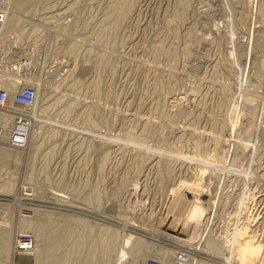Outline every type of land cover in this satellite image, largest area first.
<instances>
[{
	"label": "rangeland",
	"instance_id": "1",
	"mask_svg": "<svg viewBox=\"0 0 264 264\" xmlns=\"http://www.w3.org/2000/svg\"><path fill=\"white\" fill-rule=\"evenodd\" d=\"M38 3L0 61L45 88L0 163V264H258L237 248L264 245V0ZM194 184L207 208L180 242L161 220ZM28 234L38 259L14 252Z\"/></svg>",
	"mask_w": 264,
	"mask_h": 264
},
{
	"label": "bare ground",
	"instance_id": "2",
	"mask_svg": "<svg viewBox=\"0 0 264 264\" xmlns=\"http://www.w3.org/2000/svg\"><path fill=\"white\" fill-rule=\"evenodd\" d=\"M38 1H41V0H7L6 1V7H5V24L2 28V31H1V34H0V61L2 60H7L11 62V60L15 59L18 54H17V50L14 51L13 50V47H15L14 45H19V44H16L17 42L19 43V37L20 35L22 34V31L23 29L25 28H22V30L20 31L21 28L18 27V24L20 23V21L23 23V22H29L30 21H33L32 18L28 17V16H18L17 13H25L26 15L28 14V11L30 10V8L32 9L33 8V12H35L34 10V6L36 4H39ZM46 1V0H45ZM41 4V3H40ZM38 6V5H37ZM38 10V9H37ZM36 10V11H37ZM27 12V13H26ZM24 14V15H25ZM29 14H30V11H29ZM33 14V13H32ZM35 14V13H34ZM37 14V13H36ZM32 23V22H31ZM23 25V24H22ZM27 25V23H26ZM28 26V25H27ZM22 40V38H21ZM18 48V47H17ZM20 48V47H19ZM17 54V55H16ZM13 63V61H12ZM3 65V64H2ZM12 65V64H11ZM6 70V69H5ZM13 75V74H12ZM4 75L0 72V88L4 89L10 96V98L13 96V93L17 92L19 89H21L22 87H24L25 85L27 86L28 85H32L34 88H35V92H36V96H35V100H34V104L33 106L29 109V113H34V108L37 106V105H41L39 103H41V99L43 98L42 96L44 95V92H45V88L43 87V84L38 80V78H26L25 81H18L17 79H13V80H10V79H7V80H3L2 77ZM30 85V86H31ZM45 85V84H44ZM61 85V84H60ZM55 87V86H54ZM57 89V88H56ZM65 91V90H64ZM55 92V91H54ZM9 106V105H8ZM12 108H15L16 110L20 111V113L24 112L21 108L15 106V105H11ZM41 108V107H40ZM37 109H35V112H36ZM23 114V113H22ZM32 116V115H31ZM35 117V116H33ZM0 118L2 120H4L5 122V131H4V134H3V143L6 145V146H3V145H0V163H3L4 160H6L7 157H9L10 155H16L18 152L16 150H21V149H17V148H14L12 146H9L7 143L10 141V138H11V122L10 120L12 119V117L10 115H8L7 113H4V112H1L0 113ZM23 128V126H21ZM28 137H29V134H28ZM15 149L12 150V149ZM6 157V158H5ZM182 184V183H181ZM8 185V184H7ZM183 185L185 186V184L183 183ZM183 185H181V188L183 187ZM192 188V190H194V192L191 190L188 189ZM2 188V189H1ZM0 188V192L1 190L4 192H9L11 191V187H8L6 188L5 186L4 187H1ZM5 188V189H4ZM11 188V189H10ZM190 192H188L189 194H187L186 196L184 195H179L177 194V192L175 191V193H173L172 196H174L173 198V203H172V215L174 213V216L172 217H168V220L166 218L165 219H162L161 222H162V225L165 227V231H168V232H172V234H175V235H168L169 237H171L172 239H175V240H178L180 242H186V240H182V238L180 239L179 235H183L182 234V230L184 228V225L186 227V225L188 227H190L191 225H188V224H191L192 223V234H195L196 231L199 229H196L197 227H199V224L203 218V215L204 213L206 212V208L203 207L202 203L200 202V197L199 195L201 196V189H200V184H194V185H187V188ZM14 190V189H13ZM28 190V189H27ZM183 190V188H182ZM187 190V191H188ZM32 191V190H30ZM25 192V190L23 191ZM31 192L29 193H24L23 196H30L32 194H30ZM176 194V195H175ZM203 194V193H202ZM216 195V194H215ZM24 198V197H23ZM17 201L19 200V198H16ZM16 201V200H15ZM208 206V205H207ZM209 208H211L209 206ZM214 209V208H213ZM170 210V209H169ZM166 211L168 212V209H166ZM170 211V212H171ZM242 211V210H241ZM6 212V211H5ZM165 213V212H164ZM181 214V215H180ZM184 216H183V215ZM177 215V217H176ZM178 215H180L182 218L185 217L186 218V221L185 223L181 226L179 223H178V220L176 218H178ZM214 215V214H213ZM179 216V217H180ZM164 218V217H162ZM209 218V217H207ZM64 221V220H63ZM67 221V219H66ZM76 221V220H75ZM27 223V222H26ZM66 223V222H65ZM206 223V221H205ZM25 224V223H24ZM39 224V223H38ZM204 224V223H203ZM207 224V223H206ZM26 226H29L30 224H25ZM24 225V226H25ZM44 225V224H43ZM76 225V224H75ZM159 225V224H157ZM177 225V228H175L173 230V227ZM1 226V225H0ZM61 226H62V223H61ZM202 226V225H201ZM47 227V226H46ZM206 227V226H205ZM208 227V226H207ZM36 228V227H35ZM34 228V229H35ZM65 228V227H64ZM33 229V231H35ZM41 229V228H39ZM67 229V228H66ZM87 229V228H86ZM90 229V228H89ZM88 229V230H89ZM189 229V228H188ZM207 229V228H206ZM205 229V231H206ZM245 229V228H244ZM37 230V229H36ZM160 230V229H159ZM157 230V231H159ZM201 230H204L203 228ZM90 231V230H89ZM161 231V230H160ZM197 231V233H198ZM209 231V230H208ZM208 231L206 233H208ZM247 231V230H246ZM246 231L244 232H240L238 235L241 237V239H243L244 237L247 236V234L245 233ZM40 232V231H39ZM66 232V231H65ZM83 232V231H82ZM86 232V231H85ZM84 232V233H85ZM201 232V231H200ZM199 234L202 233V235L204 234V232H201ZM37 233V231L35 232V234ZM81 233V232H80ZM88 233V232H87ZM91 233V232H90ZM165 233V232H163ZM114 234V233H113ZM191 234V235H192ZM33 235H34V232H33ZM37 235V234H36ZM34 235V237L36 236ZM40 233H38L37 236H39ZM51 235V234H49ZM74 235V234H73ZM1 236V235H0ZM56 236V234H55ZM81 236V235H80ZM79 236V237H80ZM88 236V235H87ZM111 236V235H110ZM114 236V235H113ZM198 236V235H197ZM196 236V237H197ZM209 236V235H208ZM44 237V236H43ZM86 237V236H85ZM112 237V236H111ZM204 237V236H203ZM88 238H91V237H88ZM201 238V237H199ZM248 238V237H246ZM250 238V236H249ZM255 238V237H254ZM253 238V239H254ZM51 239V237H50ZM54 239V238H52ZM62 239V238H61ZM67 239V238H66ZM84 239V238H83ZM189 239V238H188ZM195 239V238H194ZM208 239V238H207ZM252 239V238H251ZM36 240V238H35ZM82 240V239H81ZM202 240V239H201ZM199 240V241H201ZM204 240V239H203ZM190 241V240H189ZM194 241V240H193ZM208 241V240H207ZM243 241V240H242ZM253 242H256L254 240H251ZM43 242V241H42ZM126 242H129L126 240ZM191 242V241H190ZM262 242V241H261ZM37 243V242H35ZM39 243V241H38ZM63 243V242H62ZM142 243V242H141ZM140 243V244H141ZM58 244V243H57ZM147 243L143 244V245H146ZM184 244V243H183ZM193 244V243H192ZM198 244V243H197ZM210 244V243H209ZM239 244V242H238ZM237 244V246H238ZM43 245V243H42ZM110 245V244H109ZM142 245V246H143ZM212 245V244H211ZM108 246V245H107ZM111 246V245H110ZM147 246V245H146ZM150 246V245H149ZM193 246V245H192ZM206 246V245H205ZM38 247V246H37ZM196 247V246H195ZM51 248V247H50ZM210 248V247H209ZM213 248V247H212ZM211 248V249H212ZM37 249V248H36ZM46 249V248H45ZM44 249V250H45ZM191 249V248H190ZM204 249V248H203ZM237 252L238 253H241L243 256H246L247 259L248 258H251V261L253 262L256 258H258V256L261 257V259H259V262L257 260H255L256 262H258V264H264V245L261 244L260 242H256L255 244H245L243 242L240 243V245L238 246L237 248ZM48 250V249H47ZM195 250V249H194ZM198 250V249H197ZM213 250V249H212ZM34 251V250H33ZM204 251V250H203ZM35 252V251H34ZM37 252V251H36ZM36 252H35V255H36ZM39 252V250H38ZM54 252V251H53ZM32 253V252H31ZM118 253V252H117ZM116 253V257L118 255V261H116V257H115V261H116V264H121L122 262L121 261H124L123 258L125 257V253L121 250L120 254H117ZM171 253V252H170ZM27 254H30V252H28ZM40 254V253H39ZM45 254H46V251H45ZM48 254V253H47ZM96 254V253H95ZM36 256H39V257H36L37 259L40 258V255H37ZM45 256V255H44ZM90 256V255H89ZM92 256V255H91ZM175 256V255H174ZM42 257V256H41ZM94 257V256H93ZM100 258V257H99ZM192 258V257H191ZM189 258L188 256L186 257V259H183V258H178L177 259V256L173 257V259L167 261L166 259L164 258H160L159 259V262L161 264H188V260L191 259ZM36 259V260H37ZM143 259V258H142ZM158 259V258H157ZM195 259V258H194ZM192 260L189 262V264H196V259L195 260ZM124 263V262H123ZM122 263V264H123ZM198 263V262H197ZM230 263V262H229ZM140 264H147L145 258L141 261Z\"/></svg>",
	"mask_w": 264,
	"mask_h": 264
},
{
	"label": "built area",
	"instance_id": "3",
	"mask_svg": "<svg viewBox=\"0 0 264 264\" xmlns=\"http://www.w3.org/2000/svg\"><path fill=\"white\" fill-rule=\"evenodd\" d=\"M7 0H0V34L2 28L5 24V7ZM36 92L33 86H24L17 92L13 93L10 98L9 94L2 88H0V113H7L12 117L11 122V138L7 143L17 149H24L28 143L29 125L26 119H23L24 114L17 112L15 108H12V104L21 108L23 111L29 110L35 100ZM9 105V106H8ZM23 126V128L21 127ZM5 131V122L0 118V145L3 143V134ZM13 148V149H14ZM16 246L14 247V252L17 256H24L27 253L33 252L35 248V241L33 236L25 235V237L20 238L15 241ZM177 255L178 258L185 259V255ZM147 264H161L157 259L148 261Z\"/></svg>",
	"mask_w": 264,
	"mask_h": 264
}]
</instances>
